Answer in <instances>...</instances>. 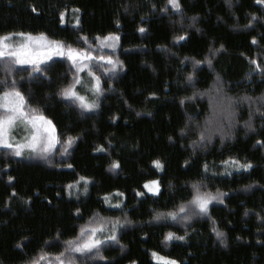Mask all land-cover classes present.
I'll list each match as a JSON object with an SVG mask.
<instances>
[{
  "label": "trees",
  "instance_id": "1",
  "mask_svg": "<svg viewBox=\"0 0 264 264\" xmlns=\"http://www.w3.org/2000/svg\"><path fill=\"white\" fill-rule=\"evenodd\" d=\"M28 36L93 58L0 57L57 135L0 146V264H264V0H0Z\"/></svg>",
  "mask_w": 264,
  "mask_h": 264
},
{
  "label": "rangeland",
  "instance_id": "2",
  "mask_svg": "<svg viewBox=\"0 0 264 264\" xmlns=\"http://www.w3.org/2000/svg\"><path fill=\"white\" fill-rule=\"evenodd\" d=\"M113 43V41H112ZM110 42L109 44L112 45ZM0 57L9 58L17 65L37 66L52 58L66 57L77 68L86 65L92 54L65 48L61 43L44 36H28L22 45L10 48L5 38L0 39ZM110 61V60H107ZM113 64V61H110ZM22 97L15 92L0 93V146L13 147L17 153L51 150L57 144L54 126L43 116H28ZM149 192H157L158 184L146 185ZM96 242L89 239L83 245L90 247ZM166 263H172L163 260ZM55 264H66L58 261Z\"/></svg>",
  "mask_w": 264,
  "mask_h": 264
}]
</instances>
